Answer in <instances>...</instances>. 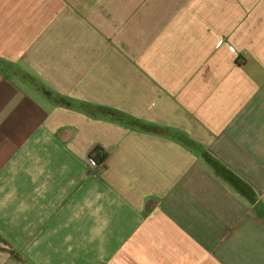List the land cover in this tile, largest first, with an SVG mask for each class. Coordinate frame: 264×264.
<instances>
[{"label": "crops", "instance_id": "obj_1", "mask_svg": "<svg viewBox=\"0 0 264 264\" xmlns=\"http://www.w3.org/2000/svg\"><path fill=\"white\" fill-rule=\"evenodd\" d=\"M0 264H264V0H0Z\"/></svg>", "mask_w": 264, "mask_h": 264}, {"label": "trees", "instance_id": "obj_2", "mask_svg": "<svg viewBox=\"0 0 264 264\" xmlns=\"http://www.w3.org/2000/svg\"><path fill=\"white\" fill-rule=\"evenodd\" d=\"M89 157L94 163L102 165L107 158V152L100 147H96Z\"/></svg>", "mask_w": 264, "mask_h": 264}, {"label": "built area", "instance_id": "obj_3", "mask_svg": "<svg viewBox=\"0 0 264 264\" xmlns=\"http://www.w3.org/2000/svg\"><path fill=\"white\" fill-rule=\"evenodd\" d=\"M219 44L221 43V40H219V42H218Z\"/></svg>", "mask_w": 264, "mask_h": 264}, {"label": "rangeland", "instance_id": "obj_4", "mask_svg": "<svg viewBox=\"0 0 264 264\" xmlns=\"http://www.w3.org/2000/svg\"><path fill=\"white\" fill-rule=\"evenodd\" d=\"M223 40H221V42H222Z\"/></svg>", "mask_w": 264, "mask_h": 264}]
</instances>
